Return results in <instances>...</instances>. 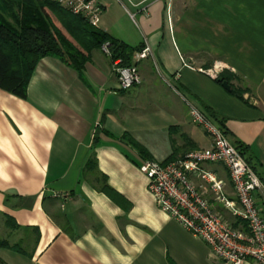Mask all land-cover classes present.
<instances>
[{
	"label": "crops",
	"instance_id": "0c3cea01",
	"mask_svg": "<svg viewBox=\"0 0 264 264\" xmlns=\"http://www.w3.org/2000/svg\"><path fill=\"white\" fill-rule=\"evenodd\" d=\"M95 1L102 7L100 31L132 47L148 46L152 57L138 62L141 83L134 91L118 88L115 61L101 49L91 51L82 73L43 57L25 97L0 87V219L15 221L16 242L25 251L0 248V259L226 264L157 206L143 160L123 135L158 162L210 147L187 101L222 121L230 142L246 148L264 179V0ZM214 62L224 65L217 78L205 72ZM92 155L110 194L86 171ZM204 167L234 200L226 168ZM190 180L220 215L231 217L206 182ZM255 198L264 214V186Z\"/></svg>",
	"mask_w": 264,
	"mask_h": 264
},
{
	"label": "built area",
	"instance_id": "2783aa9c",
	"mask_svg": "<svg viewBox=\"0 0 264 264\" xmlns=\"http://www.w3.org/2000/svg\"><path fill=\"white\" fill-rule=\"evenodd\" d=\"M51 1L82 15L90 25L98 27L102 7L95 0ZM108 47L109 44L105 43L101 50L110 55ZM150 57L151 50L146 46L135 53L134 65L130 67H122L120 60L115 61L120 90L127 91L141 83L137 64ZM223 69L222 62H214L205 72L217 78ZM186 103L191 121L208 135L211 146L189 151L168 163L143 160L141 165L147 178L148 192L163 212L210 246L213 254L224 263L243 264L252 260L264 264V214L255 198V193L264 185L217 123L200 108ZM207 164H221L226 168L234 200L225 195L224 182L205 169ZM191 175L206 182L214 199L245 227L237 228L224 220L191 182Z\"/></svg>",
	"mask_w": 264,
	"mask_h": 264
},
{
	"label": "trees",
	"instance_id": "16d2710c",
	"mask_svg": "<svg viewBox=\"0 0 264 264\" xmlns=\"http://www.w3.org/2000/svg\"><path fill=\"white\" fill-rule=\"evenodd\" d=\"M0 3V87L19 97H25L30 77L43 57L57 58L82 73L91 51L101 49L105 43L109 44L111 60H120L122 67L134 65L135 53L144 47H132L113 38L90 25L82 15L74 14L51 0H0ZM13 6L16 11L11 22L5 18L3 12ZM218 81L222 83L224 80L220 78ZM237 94L240 95L239 92ZM213 120L227 136L222 121L217 118ZM123 139L137 150L142 160L152 159L128 134H124ZM233 145L255 172L245 156L246 148L240 144ZM172 160L169 158L163 163ZM86 171L101 182V191L111 193L112 190L106 185V177L97 169L94 155L88 159ZM259 179L264 181L260 177ZM6 218L18 228L12 218ZM0 248L25 253L21 245H11L1 239ZM0 264L5 263L0 259Z\"/></svg>",
	"mask_w": 264,
	"mask_h": 264
},
{
	"label": "rangeland",
	"instance_id": "374dc122",
	"mask_svg": "<svg viewBox=\"0 0 264 264\" xmlns=\"http://www.w3.org/2000/svg\"><path fill=\"white\" fill-rule=\"evenodd\" d=\"M0 4H2V3H0ZM2 9L3 8H1V10ZM4 11L5 12H3V13L5 15V18L8 21L13 22V18L15 16V11H16L15 7L14 6L10 7V9H5ZM144 86H145V88L147 90V86L143 85L142 87L144 88ZM132 91H134V88H132ZM147 95H148V93L146 91V93H143L142 95H140L141 99H144L146 101L148 96H149V95L148 96ZM149 97H151V96H149ZM229 214L231 216L230 218H226V217L224 218L222 215L221 216L223 217L224 220H226L227 222L232 224V226H234V227L242 228V229L245 227L244 226L245 224L241 220H239L238 218H235L234 216H232L230 212H229ZM18 234L21 235V233H18V228L13 226L11 224V222H9L7 220V218L5 216H3V218L0 219V239L1 240H6L11 245H13V244L22 245L21 243L16 242V240L20 236ZM31 236H33V234H31Z\"/></svg>",
	"mask_w": 264,
	"mask_h": 264
},
{
	"label": "water",
	"instance_id": "95a60500",
	"mask_svg": "<svg viewBox=\"0 0 264 264\" xmlns=\"http://www.w3.org/2000/svg\"><path fill=\"white\" fill-rule=\"evenodd\" d=\"M222 86L224 87V89H226L228 92L232 93V94H236V91L230 86V84L227 81H222Z\"/></svg>",
	"mask_w": 264,
	"mask_h": 264
}]
</instances>
